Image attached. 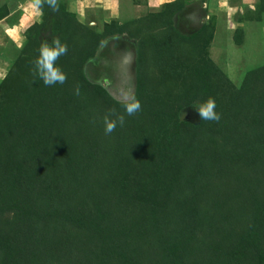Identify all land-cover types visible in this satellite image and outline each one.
<instances>
[{
	"label": "rangeland",
	"instance_id": "rangeland-1",
	"mask_svg": "<svg viewBox=\"0 0 264 264\" xmlns=\"http://www.w3.org/2000/svg\"><path fill=\"white\" fill-rule=\"evenodd\" d=\"M18 1H28L25 11L23 10L25 13L28 10L25 25L17 31L16 29L15 31L7 30L8 33L0 29V43H3L4 34L8 40L6 45H2L0 52L7 53L11 62L9 67L2 72L4 78L0 79V137L5 142L1 132L3 128H7L8 124L20 127L21 131H29L33 128L38 130L39 122L43 124L48 120L53 131L48 129L46 138H51L53 135L56 142V139L60 141L58 135L61 133L69 136L68 141L65 139L59 142L60 147L55 156L58 159L68 156L76 172L74 171L71 177H66V181L60 177L62 188L51 194L48 201L53 199L60 210L69 209L77 217L91 211L94 206V200H90L91 196L96 195L99 201L103 202L101 204L110 211V217L106 212L105 220H102L101 224H108L110 228L114 247L111 246V249L114 254H110L109 258L101 264H111V262L112 264H126L122 258L116 257V251L127 253L129 257L133 248H138V258L140 254L143 259L148 256L144 259L148 264H154L160 256L164 259L173 257L175 253L172 242L180 227L179 214L181 209L187 210V207L192 208L198 215H204L205 222L214 219L223 226L220 231L216 232L218 239L214 244L218 252L216 256L220 259L209 264H217L221 261H225V264H234L238 260H243L244 256L252 251L257 253V257L250 259L249 256L248 260L254 261L253 264H264V254L259 251V249L264 251V211L259 212L254 206V198L259 192H255L250 197L254 192L245 191L244 193L243 187L239 192L234 191L235 194L227 201L224 192L216 191L214 188L204 189L207 181H200L199 176L191 178L192 181L182 177L191 172L189 161L187 162L190 154L182 156V153L178 152L173 155L165 152V145L175 139L176 124L183 131L181 144H190L187 139L189 134L185 135V132H188L186 124H197L201 121V117L196 106L186 104V99H184L186 91L190 90L187 89L190 86L189 79L180 77L175 83L174 79L164 71L169 68L166 64H161L159 67L155 64V57L142 58L139 54V48L141 50V46L149 42L153 43V38L160 32L157 28L160 18L163 20L166 18V12L163 11L165 6L159 3L161 0H58V10L53 11L45 2L39 14L31 7V0H2L0 1V14L2 15L8 9V5L4 3L13 2L15 4ZM181 2L184 5L186 0H181ZM158 3L159 5H151ZM207 9L209 11L206 10L205 22L208 26H212V18L215 15L211 9ZM237 13L241 14L240 11ZM215 14L217 16L218 13L215 12ZM219 14L221 22L224 21L225 15L220 12ZM17 16L18 12H15L10 20L16 21ZM199 17V13L194 8L178 11L173 16L177 28L184 33L193 29L195 31L202 26ZM62 19L65 23L69 21L70 28L77 27L74 23L81 24L82 27L94 31L96 36L111 32L100 40L94 55L84 60L80 73L85 81L104 89L112 100L119 102V106L113 105V102L108 103L106 100L94 102L91 107L97 112L93 114L95 124L93 130L87 134L83 131L86 125L82 127L83 114H88L85 120L87 122L91 120L90 112H85L87 108H84L79 101L72 105L73 109L70 108V105L64 104V99L60 94L70 89L69 73L72 71L68 63L67 70L64 68L66 67L65 61L70 58L68 53L56 62L67 76L65 83L46 86L38 76L33 75L34 61L39 56L41 44L50 43L58 37L60 28L64 27ZM30 25L32 26L28 28ZM153 25L156 26L155 29ZM227 26L228 29H235V32H231L232 34L226 32L227 36L242 38L245 35L247 39L238 45L229 41L225 43V39L220 40L221 42L218 41L220 49L212 43L214 39H211L209 54L229 79L239 85L247 77L248 72L264 66V31H262L264 24L260 26L248 24L247 36L246 29L242 25L239 26L241 29L237 30L238 25L236 24L230 23ZM212 32L213 35L217 34L214 25ZM91 40H94L93 35ZM63 43L68 45L66 40ZM72 45H75L73 49L69 45L72 50L78 49L77 44ZM212 71L206 70L201 75L212 79L214 78ZM3 79L6 80L2 83ZM138 79L142 83V88L139 89L141 100L154 101V106L162 100L172 101L167 106L168 112L163 116L154 113L147 116L140 112L133 116L125 114L124 126L117 125L113 133L106 135L104 116L113 109L117 113H124V106L120 102L121 94L129 89L136 94ZM97 92L99 90L96 88ZM65 108H67V115L66 110L64 112ZM154 111L161 112L160 105ZM70 112H76L77 120L72 119L74 117L71 118ZM180 115H183V120ZM54 118H56V123L50 120ZM184 121L185 123L181 125ZM79 124L82 126L79 127ZM241 130V132H236L234 139L225 137L222 141L225 143L230 139L233 141L237 139L253 147L256 139H259L257 137L262 135L260 123L243 127ZM219 135L216 138L222 139ZM224 143L222 144L225 146L226 143ZM226 145L230 147L229 144ZM253 151L258 152L255 149ZM90 158L89 165L84 168L81 162ZM249 165L250 162H247L245 167L248 169ZM69 168L72 169L70 166ZM254 168L255 165L251 164L250 171H254ZM178 181L182 183V186ZM35 186L39 189V183ZM18 190L19 192L17 191L15 195L23 193L20 189ZM120 191L127 195H123ZM43 193L37 192L35 200L33 199L37 207L33 208L32 214L37 218H39V210L47 204L46 192L43 191ZM119 194L131 202V208L127 212L121 204L119 206ZM178 199L181 202L176 203ZM197 201L201 207L199 213ZM246 204L251 207L253 213L247 210ZM8 209L9 207L5 210L6 214ZM223 209H225L224 213L220 212ZM235 210H239L240 222L235 221L232 225L224 224L222 220L224 215L232 217L234 221ZM7 215L11 216V214ZM194 218L195 216L191 219L194 220ZM39 221L41 223L39 232L36 231L34 234L36 238L39 237V246L32 244L30 247L24 242L21 245L14 244L10 248L11 252L8 253L7 260L3 257L4 252L0 254V264H78L76 258L81 254L64 247L65 240H63L60 224L54 223L47 226L46 223H42V219L39 218ZM198 221H203V219L199 218ZM191 226L192 235L194 234L199 239L203 237L202 232L199 231L203 226H200L196 220L195 223L191 221ZM258 232L261 234L260 239L258 237L249 238L250 235ZM84 236L81 233V238ZM190 240L192 241V237ZM71 243L74 248L76 238H72ZM257 243L260 247L256 245ZM21 246L25 247L24 254L21 252ZM56 246L57 250H54ZM163 246L167 248V253H164ZM93 247L92 245V249ZM188 247L193 253L194 246L188 245ZM50 249L53 250L50 252ZM14 251L15 254L12 255ZM42 252H47L46 255L50 256L46 257ZM164 261L161 260L157 264H162Z\"/></svg>",
	"mask_w": 264,
	"mask_h": 264
},
{
	"label": "trees",
	"instance_id": "trees-1",
	"mask_svg": "<svg viewBox=\"0 0 264 264\" xmlns=\"http://www.w3.org/2000/svg\"><path fill=\"white\" fill-rule=\"evenodd\" d=\"M162 5L165 6L163 11L166 12V18L164 20L160 18L158 22L157 28L160 32L153 38V43L149 42L147 45L141 46V50L139 48L140 56L142 58L155 57V64L159 67L161 64H166L169 68L164 71L169 77L174 79L175 83H177L180 77L189 79L190 86L187 89L190 90L186 91L184 96L186 104H191L190 106L194 107V104L202 103L209 97H212L216 102V111L220 115L218 122L203 121L201 119L197 124L187 123L186 126L189 133L186 131L185 135L188 136L189 134L187 139L190 141V144H181L183 131L176 124L174 128L175 139L165 145V152H169L171 155L178 152L182 153V156L190 154L187 162L189 161L191 172L182 176L185 180H191V178H198L199 176L200 181H207L204 189L208 188L207 190H210L209 188H214L216 191L224 192L227 201L235 194L233 193L234 191L239 192L243 187L244 193L245 191L254 192L251 193L250 197L255 192H259L257 193L258 196L254 198L255 210L257 209L259 212L260 210L264 211V66L248 72L247 77L239 85L234 84L209 54L210 42L213 37V25L208 26L207 22H205L195 31L194 29H189L191 31L188 33L181 32L177 28V23H175L173 18L175 13L184 7L181 0L165 2ZM62 21L64 27L60 28L56 39H59L61 43L64 40L68 42L67 53L70 58L65 61L66 67L64 68L67 70L68 63L69 69L72 72L69 73V91L65 90L60 94L64 99V104L67 103V105H70V108L79 101L84 108H87L85 112H90L89 118L91 120L86 122L88 114H83V126L79 124V127L86 125V129L83 131H86L85 134H87L93 130L95 124L93 123V114H97V112L91 107L94 102L106 100L108 103L113 102V105L119 106V102L112 100L111 96L106 94L104 89L99 85L88 83L82 78L80 73V67L84 60L94 55L100 40L104 39L111 32L108 31L96 36L94 31L87 27H82L81 24L74 23L77 27L70 28L69 21L67 23L63 19ZM153 27L155 29L156 26L153 25ZM92 35L94 36V40H91ZM72 44H77L76 47L78 49L72 50L75 47ZM69 45L72 46V49ZM206 70H213L212 74L215 79L202 76L201 74ZM5 80L3 79L2 83ZM138 83L135 95L141 102L140 113L147 116L150 113L162 114L163 116L168 112L167 106L172 101L162 100V102L154 106V101L141 100V91L139 89L142 88V83H140L139 79ZM77 85H79L80 95L75 94ZM96 88L99 90L97 93ZM106 97L107 99H104ZM159 105L161 112L154 111ZM235 109L236 111H234ZM65 110L67 115V108L64 109V112ZM64 112L63 115L65 114ZM98 112L101 113L100 111ZM75 113L70 112L71 118L74 117L72 119L77 120ZM238 117L241 120H237L239 119ZM50 120L56 123V118ZM181 123L183 125L185 121ZM256 123H260L262 135L257 137L259 139H256V144L253 147L251 144H243V142L237 139L225 141L230 147L222 141L225 137L234 139L236 132H241L243 127ZM39 124L38 130L31 127L33 129L29 131H21L20 127L8 124L7 128H3L1 132L3 133L1 135L4 136L5 142L0 137V254L4 252L3 257L7 260L8 253L11 252L10 248L14 244L21 245L22 242L30 247L32 244L38 247L39 237L36 238L34 234L36 231L39 232L40 218L42 219V223H46L47 226H51L54 223L60 224L63 240H65L64 247L69 248V251L71 248L81 254L76 258L78 264H93L96 262L101 264L102 261L109 258L110 254H114L111 249L113 240L111 232H109L110 228H108V224H101L102 220H105L106 212L109 213L110 217V211L106 210L105 206L103 207V204H101L103 202L99 201L96 195L90 198V200H94V206L91 208V211L78 217L76 214L70 212L69 209L60 210L53 199H49L48 201V197L51 194L62 188L60 177L62 180H65L66 177H71L73 172H76V169H73L68 156L63 159H58L55 156L60 147L59 142L65 139L68 141L67 138L69 136L66 133H61L58 135L60 141L56 139L57 141L55 142L53 135L51 138H46L48 136V129L53 131L49 120L43 124L39 122ZM217 135L222 137V139L216 138ZM219 142L224 143L225 146ZM253 148L258 152H254ZM90 160L91 158L84 160V162H81V165L85 168V166L89 165ZM247 162H250L248 169L245 167ZM251 164L255 165L254 171H250ZM69 166L72 167L71 170ZM37 183H39V189L35 186ZM178 183L182 186V183L179 181ZM17 188L23 193L15 195L17 191L19 192ZM193 190L195 191L194 188ZM43 191L46 192L47 204L39 210V218H37L32 214L33 208L37 207L35 206L36 203L34 204V200L36 193L39 192L41 194ZM120 193L127 195L123 191H120ZM122 194H119L120 197L118 196V203L127 212L131 208V202L129 199L124 198ZM93 197L96 198L92 199ZM201 200L202 197L200 198ZM179 202H181L180 199L176 200V203ZM197 203L199 213L201 207L199 201ZM245 206L249 212L252 211L251 207H248L247 204ZM7 207H9L7 214H11V216L6 214L5 210ZM224 211L225 209L220 212L224 213ZM238 212L239 210H235L234 212L236 215L234 221L232 217L224 215L222 217L224 224L232 225L235 221L240 222ZM193 213L195 216L194 220L191 219L194 217ZM179 215L180 227L176 231L178 234L172 242L175 254L169 259H164L163 256H160L154 264H157L161 260H165L162 264H209L219 261L220 258L216 256L218 252L214 244L218 239L216 232L223 228L220 222L214 219L205 222L204 215L199 214L201 215L199 216L189 207H187V210L181 209ZM199 218L203 219V221H198ZM195 220L200 226H203L199 230L203 234V237L200 239L195 237L194 234L192 235L191 221L195 223ZM143 226L146 225L143 224ZM81 233L85 235L83 238H81ZM260 235V232L254 233L249 238H259ZM191 237L192 241L190 240ZM72 238H76V244L74 243L75 249L72 247ZM85 245H87V248H85ZM92 245L94 246L93 249ZM188 245L194 246L193 253ZM256 245H259V243ZM163 248L164 253H167V248L165 246ZM24 249L25 247L21 246L22 254H24ZM53 249L57 250V246ZM53 249H50V252ZM132 250L129 257L127 253H121L117 250L116 257L122 258L126 264H148V262L144 261L148 256L143 259L141 257L142 254H140L138 258V248H133ZM259 251L264 254V251L261 249ZM46 253L42 252L44 256H50L49 254L46 255ZM11 254H15V251ZM249 256L250 259H255L257 253L252 251L244 256L243 260H238L234 264H253L254 261L248 260ZM219 263L225 264V261Z\"/></svg>",
	"mask_w": 264,
	"mask_h": 264
},
{
	"label": "crops",
	"instance_id": "crops-1",
	"mask_svg": "<svg viewBox=\"0 0 264 264\" xmlns=\"http://www.w3.org/2000/svg\"><path fill=\"white\" fill-rule=\"evenodd\" d=\"M169 1L172 0H161L159 3L162 4ZM159 3L151 4V5H159ZM4 4L8 5L7 6L8 9L2 15L0 14L1 31H3L4 33H8L7 30L15 31L16 29L17 31L18 28L21 29V27L25 25V21H26L25 19L28 18L27 16L28 10L26 11V13L24 12L25 7L28 5V1L27 2L18 1L15 2V4L13 2L4 3ZM183 6H184L183 9H181L183 11H187L188 8H194L197 11V13H199L200 15L199 21L201 22V24L205 23L206 21L205 16L207 14L206 12V10H208L207 8L211 9V11L214 12L213 14L215 15V17L212 18V23L214 25V30L215 32H217V34L214 33L212 37V40L213 39L214 40L212 41V43L218 47L220 44L219 42H221L220 40L225 39V43L229 41L232 44L238 45V44H242L247 39L245 35L242 38L227 36L226 32H230V33L235 32V29L233 30L231 28L229 29L227 28L228 27L227 25H229L230 23H232L233 25L234 24L238 25L236 30L241 29V27H239L241 25L243 26V28L245 27L246 36L248 35V29H247L248 24L249 25L256 24L259 26L264 24V0H186ZM238 11H240L241 14H238L237 13ZM15 12H18L17 19L16 21H11L10 19L13 15H15ZM215 12L218 13L217 16ZM219 12L225 15L224 21L222 22L219 19L220 17ZM220 23H222L221 26L219 25V27H217L218 24ZM262 31H264V28L262 29ZM4 35L5 36L2 37L3 43H0V48L6 45L5 43L6 41H8L6 34ZM235 38H237L239 41L237 39L235 40ZM8 57L9 55H7V53L0 52V79L4 78V73L2 72H4V70L8 68L9 65L11 64L9 60L10 57L9 58ZM4 64H6L5 67Z\"/></svg>",
	"mask_w": 264,
	"mask_h": 264
},
{
	"label": "clouds",
	"instance_id": "clouds-1",
	"mask_svg": "<svg viewBox=\"0 0 264 264\" xmlns=\"http://www.w3.org/2000/svg\"><path fill=\"white\" fill-rule=\"evenodd\" d=\"M45 2L53 11L58 10V0H31V7L39 14ZM66 53L67 45L61 43L59 39L55 38L51 44L47 42L42 43L39 56L34 61L35 69L33 75L38 76L46 86L65 83L67 76L56 62ZM75 94L80 95L79 85L75 88ZM120 102L124 106L123 114L117 113L113 109L103 118L106 135L113 133L117 125L121 127L124 126L125 114L127 116H133L141 110V102L130 89L121 94ZM194 105L198 109L199 115L203 121L218 122L220 120V115L216 111V102L214 98L209 97L206 101ZM180 118L183 120V115H180Z\"/></svg>",
	"mask_w": 264,
	"mask_h": 264
}]
</instances>
